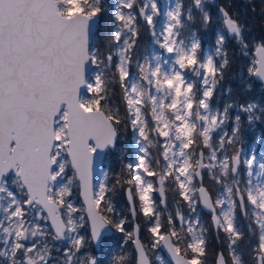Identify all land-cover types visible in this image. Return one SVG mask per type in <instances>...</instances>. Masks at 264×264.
Segmentation results:
<instances>
[{"label":"snow or ice","instance_id":"snow-or-ice-1","mask_svg":"<svg viewBox=\"0 0 264 264\" xmlns=\"http://www.w3.org/2000/svg\"><path fill=\"white\" fill-rule=\"evenodd\" d=\"M160 15L158 0H0V264H101L86 249L102 248L109 227L135 246L132 258L112 264H153L149 251L159 249L171 258L157 256L160 264H208L209 229L191 218L200 205L216 239L224 234L215 264H264V154L245 153L241 138L244 118L264 124V104L246 100L234 117L233 104L211 106L230 64L229 38L253 57L249 80L264 86V38L250 40L239 14L223 5L213 13L206 0H173L157 31ZM141 21L158 50L136 53ZM217 21L209 54L192 25L207 32ZM89 65L97 69L91 80ZM117 85L122 107L112 102ZM229 121L231 132L220 134ZM122 127L135 152L115 185H127L133 222L143 215L149 244L139 224L128 231L116 213L108 173L94 180L97 154L116 148ZM73 187L82 208L71 201ZM169 187L190 215L177 208L165 224L154 193L166 210ZM239 219L254 243L244 245Z\"/></svg>","mask_w":264,"mask_h":264},{"label":"rangeland","instance_id":"rangeland-1","mask_svg":"<svg viewBox=\"0 0 264 264\" xmlns=\"http://www.w3.org/2000/svg\"><path fill=\"white\" fill-rule=\"evenodd\" d=\"M158 2H159L160 7H161V15L156 18V20H157V24H156L157 31H159L160 27L162 26V24L164 22V16H163L164 9H166L168 6L172 5L173 0H158ZM206 2H207L209 10L212 11L213 13H216L217 8L219 6H222V4L219 3V0H206ZM230 2H231V0H222V3L226 7H228V5H230ZM185 3H187V0H185ZM231 12L239 14L238 11H236V10L235 11L232 10ZM239 17H240V14H239ZM221 27H222V25H220L219 22L217 21L211 29H209L207 32H205L200 27L198 22H196L192 25V30L195 31L197 33L198 38H200L202 40L203 49L206 53H209V54L214 53V44H215L214 32L217 31L218 29H220ZM211 34H212V36H211L212 41L209 42V41H207V38H209V35H211ZM261 38H263V37H261ZM151 40H152V37L150 38V41L147 43V46H146V49L149 53L152 51L158 50L156 48V46L151 43ZM260 40L261 39L256 38V37L252 38V41L259 42ZM232 42H233L232 47L228 51L230 64L227 67L230 71V75L228 77L227 73H225V70H224L223 78L219 81V84H218V86L214 92L213 97H212L211 106H212L213 110H216V109L223 110L225 105L233 104L234 107L229 110V113H230V116L234 117L238 112L239 105L241 103L245 102L246 100H255V101H258V102L264 104V92H263L262 86L259 82L255 81L253 78L251 80H249V78H248V74H247L246 69H247L251 59L253 58L252 55H249L247 58L242 56L240 54L238 47L235 44V41L232 40ZM232 54H234V56H232ZM231 56H232V59H231ZM219 59L220 58L218 57L217 60L219 61ZM91 67H92L91 73L88 75V78L90 80L94 78V76L97 72V69L94 68L93 65H91ZM230 79L234 81V84L240 85L238 92L246 90L244 83H245V81H248L251 84V87L247 90H250L251 93L253 94V96H251V97H247V96H240L239 97L238 96V99H240V103H239V100L238 99L235 100V96L231 95V89H233V87L231 86ZM254 82H256V83H254ZM83 94L88 95L86 92H84ZM241 115L243 117V114H241ZM231 127H232V124H231V121H229L228 123H226L223 126V131L220 134H223V132L230 133ZM262 127L264 128V124H260V123H257L256 125H253L252 127H249L246 118H244L242 130H241V138H242V145H243L245 153H247L252 148H254L257 155L264 154V144H262L260 141L256 140V136L264 137V129ZM121 134H123V127L120 130V138L117 142V146L115 149H118V151H125L128 153L127 157L125 159V164H126V163L134 160L133 154L135 152V148L132 146L133 134L130 130L125 132V136H122ZM240 146H241L240 144L237 145V147H240ZM205 152H207V150H205ZM106 160H107V154L101 161V168L98 172V177L95 179V181H99V179L102 178V171L103 172L107 171V166H108L107 163L108 162H106ZM68 175L69 176L72 175V171L70 168L68 170ZM204 178H206L208 181L211 180L212 188L214 189V195H215L216 190L218 189L219 186L216 185L214 183V181L210 178V176L207 173V170L204 171ZM149 179H151V178H149ZM109 186L111 187V183H109ZM126 186L127 185H124L123 189L116 187L117 188L116 194H114L113 191L108 193V196L111 200V203H112L116 213L119 214V218H125L126 217V215L123 214V212H122V208H123V202H122L123 200L122 199L123 198L121 196V191L123 193V190ZM214 186H215V188H214ZM9 187L10 188L12 187V185L10 183H9ZM154 195H155V197L159 198V196L157 194L154 193ZM166 195H167V200H170V205L173 208V211H171L173 216H175L177 208H179V210L181 212H183L186 216L190 215V210L188 209L187 204L184 202L178 203V201H180V197H178L175 194V191L172 187H169L166 190ZM71 201L74 203V205L77 208L83 207V204H82L81 199L79 197V190L77 187H73V194L71 197ZM127 211L129 213L128 207H127ZM201 212H203V211L198 206L196 214L192 215L191 218L195 219L196 216L198 215L200 220H201V223L206 227L207 218L204 215H202ZM78 215H84L85 216L84 212L78 213ZM239 220H241V219H239ZM138 222L139 221H137V223ZM126 226H127L128 231H132V220L131 219H130V222L127 223ZM177 226H179V225H177ZM81 234L86 235L87 229L81 230ZM125 240H126L125 235L123 233L115 231V229H113L112 235L108 237V242H112V243L114 242L116 244V246L118 247V250L121 251L122 255H126L127 253H129V255H130L131 250L128 249L127 243H125ZM50 243L55 244L56 246H59L61 248L66 247L65 242H55V241L51 242L50 241ZM146 243L149 244L150 239H147ZM103 249L105 250L106 247L103 246L98 251H96V250L92 251L91 247H89L88 249H86V254L95 256L98 259L100 257L99 252H100V250H103ZM149 252L151 253V257L153 259V264H160V261L156 260L157 256L160 257L161 260H164L166 262L168 261L160 249L155 250V251L150 250ZM54 254H55V252H54ZM133 255H134V252H133Z\"/></svg>","mask_w":264,"mask_h":264},{"label":"trees","instance_id":"trees-1","mask_svg":"<svg viewBox=\"0 0 264 264\" xmlns=\"http://www.w3.org/2000/svg\"><path fill=\"white\" fill-rule=\"evenodd\" d=\"M109 3H111V0H109ZM219 3L224 6V4L222 3V0H219ZM228 10L230 12L232 10L238 11V13L240 14L241 20L247 26L246 35L250 40H252V38H255V37L259 38V39H261V37L264 38V0H231L230 5H228ZM109 28H111V25L106 22L102 31H107ZM211 36H212V34L209 35V38H207V41H209V42L212 41ZM150 38H151V34L147 30V26L144 25L143 22L141 21L140 36L137 40V47H136V53L137 54H144L147 43L150 41ZM100 39L102 40L103 36H101ZM232 44H233L232 40L228 39L227 43L225 45L227 52L232 47ZM101 47L103 48V44H101ZM232 56H234V54H232ZM232 56H231V59H232ZM94 68H96V67L94 66ZM225 73H227V76L229 77L230 71L227 67L225 68ZM230 83H231V86L233 87V89H231V95L235 96V100L238 99V96L239 97L240 96H247V97L253 96V94L251 93L250 90H244V91L238 92L240 85L234 84V81L231 79H230ZM254 83H256V82H254ZM238 100L240 103V99H238ZM112 102L114 104L120 105L122 107L121 100H120V89H119L118 85L116 86L115 95L112 98ZM126 131H128V130H125L123 128V134H121V135L125 136ZM154 151H155V149H153V152ZM127 154H128L127 152L118 151V149L112 150L111 152L107 153L106 162H108L107 163L108 166H107L106 172L108 173L109 183H111V187L113 185H115V180L117 178V175L119 173H121V171L124 169L125 159L127 157ZM203 182H204L205 186H207L214 194V189L212 188L211 180L208 181L206 178H203ZM116 187L123 189L122 186L115 185L114 190H113L114 194H116V189H117ZM214 188H215V186H214ZM121 196L123 198L122 199L123 200L122 201L123 202L122 212H123V214L126 215L125 218L127 219V221L130 222L131 217L127 211L128 204L126 203L125 198L123 197L124 196V190H123V193L121 191ZM156 203H157L158 209L162 211V220L166 224L167 223V216L169 214L173 215L171 212V211H173V208L170 205V200H167L166 210H165V206L160 205V199L157 197H156ZM201 213H202V215H204L207 218L206 227L209 229V246H208L209 254L207 257L208 264H214L215 253L220 251L222 248L225 247V245H224V234L220 233V240L218 241L216 239V232L212 228V225L210 223L209 214H207L205 212H201ZM109 215L111 216L112 214L110 213ZM136 221H139L138 224L140 225V238L144 243H146V240L149 239V233L147 231V225L145 223V219H144L143 215L140 214L138 216V218L136 219ZM246 224H247L246 221H244L243 219L238 220V225L242 229H244L246 232V239L244 241L245 246H247V244L249 242H251V243L254 242V238L247 234ZM126 228H127V226H126ZM108 237L103 238V240L106 241V243L104 244L106 249L100 250V252H99L100 257L98 258V260L101 262V264H112L113 258H116V257H119L122 255L121 251L118 250V247L116 246V244L114 242L113 243L108 242ZM127 247L129 250H131V254L129 255V253H127L126 256H128L129 258H132L134 255H133V250H132L130 240L127 241ZM91 249H92V251H94L93 246H91ZM149 255L151 256L150 252H149ZM133 264H134V261H133Z\"/></svg>","mask_w":264,"mask_h":264},{"label":"water","instance_id":"water-1","mask_svg":"<svg viewBox=\"0 0 264 264\" xmlns=\"http://www.w3.org/2000/svg\"><path fill=\"white\" fill-rule=\"evenodd\" d=\"M91 70H92V67H91V65H89V68H88V75L91 73ZM255 81H258V80H256L255 78H253ZM259 82V81H258ZM262 88H263V91H264V86H262ZM103 157H104V154L103 153H98L97 154V157H96V162H95V164H94V180L98 177V172H99V170H100V168H101V160L103 159ZM126 189H127V186L125 187V189H124V197H125V200H126V202H127V204H128V206H129V213H130V216H131V211H130V208H131V206L129 205V202H128V199H127V191H126ZM158 195V194H157ZM159 196V195H158ZM79 197H80V195H79ZM80 199H81V201H82V204H83V200H82V198L80 197ZM200 208H201V210H203L205 213H208L209 215H210V222H211V214L209 213V211L207 210V209H205V208H203V206L202 205H200ZM84 214H85V216H86V212H84ZM131 219H132V216H131ZM135 224H138L137 223V221L135 220V222H133V219H132V229L134 228V226H135ZM212 225V224H211ZM113 233V229L112 228H107L105 231H104V234H103V237H107V236H110L111 234ZM102 237V238H103ZM139 238H140V231H139ZM142 241V240H141ZM55 242H60V241H55ZM62 242V241H61ZM131 244H132V248H133V251H134V255H135V246H134V244L131 242ZM100 247H95L94 246V249H96V250H98ZM161 251H162V253L164 254V256L166 257V259L168 260V261H170V255L167 253V251L165 250V249H161ZM214 264H215V261H214Z\"/></svg>","mask_w":264,"mask_h":264}]
</instances>
